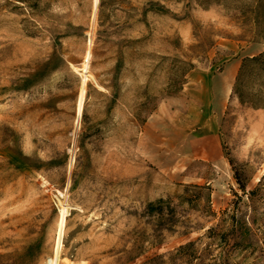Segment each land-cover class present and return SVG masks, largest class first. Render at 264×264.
Here are the masks:
<instances>
[{"label":"rangeland","instance_id":"374dc122","mask_svg":"<svg viewBox=\"0 0 264 264\" xmlns=\"http://www.w3.org/2000/svg\"><path fill=\"white\" fill-rule=\"evenodd\" d=\"M261 53L264 0H0V264L63 217L57 264H264V109L223 73Z\"/></svg>","mask_w":264,"mask_h":264},{"label":"trees","instance_id":"16d2710c","mask_svg":"<svg viewBox=\"0 0 264 264\" xmlns=\"http://www.w3.org/2000/svg\"><path fill=\"white\" fill-rule=\"evenodd\" d=\"M248 69H254L257 71V76L263 80L264 83V53L259 54L258 56L246 58L243 60L240 74L237 77L236 84L234 86V94L238 96L239 101L242 105L250 104L255 109H264V91H259V93L253 99H247L245 94L243 93V80L242 76ZM230 165L232 166V170L235 173V178L240 186V189L246 192V186L242 183L239 175L236 171V165L232 159H229Z\"/></svg>","mask_w":264,"mask_h":264},{"label":"bare ground","instance_id":"6f19581e","mask_svg":"<svg viewBox=\"0 0 264 264\" xmlns=\"http://www.w3.org/2000/svg\"><path fill=\"white\" fill-rule=\"evenodd\" d=\"M98 2H99V0H94L95 7L98 5ZM85 79H86V77H85ZM229 82H230V77L227 76V78H225L226 85L229 84ZM84 94H85V91L82 90V92L80 93V96H79V103H78V113H79V115L82 112V106H83V102H84ZM63 225H64V217L62 218V221H61V224H60V230H59L60 233H59V236H58V239H57V245L55 247L56 256L51 258V259H49L48 264H57L58 253H59V250H60V247H61V232H62V229H63Z\"/></svg>","mask_w":264,"mask_h":264},{"label":"crops","instance_id":"0c3cea01","mask_svg":"<svg viewBox=\"0 0 264 264\" xmlns=\"http://www.w3.org/2000/svg\"><path fill=\"white\" fill-rule=\"evenodd\" d=\"M259 52H261V51H259ZM241 64H242L241 60H234L230 64L226 65V68H225L223 73L230 74L229 76H231L233 74V72H236L240 68ZM225 78H227V75Z\"/></svg>","mask_w":264,"mask_h":264}]
</instances>
